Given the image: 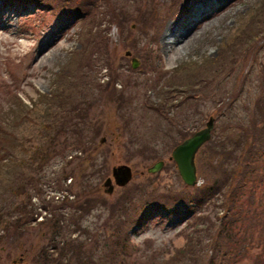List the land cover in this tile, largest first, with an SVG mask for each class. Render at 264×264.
<instances>
[{
    "label": "rangeland",
    "instance_id": "rangeland-1",
    "mask_svg": "<svg viewBox=\"0 0 264 264\" xmlns=\"http://www.w3.org/2000/svg\"><path fill=\"white\" fill-rule=\"evenodd\" d=\"M191 1L0 0V128L13 133L10 98L31 105L40 94H52L60 74L66 77L61 83L69 101L81 97L89 102L87 114L76 112L82 118L75 124L79 130L67 138L60 128L49 132L51 154L41 168L26 167L14 176L1 169L0 218L6 226L0 224V264H40L52 235L51 224L46 226L51 218H63L59 231L80 244V256L89 257L92 264H109L101 258L104 240L119 231L113 223L120 221L124 209L131 211L132 264H193L188 246L195 252L207 248L210 255L209 244L216 242L212 235L223 212L220 192L191 202L184 216L179 211L168 216L149 206L142 212V223L134 225L149 200L170 208L186 204L183 200L178 205L177 199L212 184L220 177L224 159L235 168L243 149L259 143L264 134V0H226L216 17H205L191 31L200 32V25L221 18L175 58L162 50L160 40ZM89 34L97 38L87 46ZM209 119L211 138L194 159L197 182L187 186L171 152ZM20 134L21 129L16 130ZM80 139L91 144L87 152L70 146ZM64 148L61 156L54 153ZM158 161L162 168L148 173ZM121 165L130 167L131 177L117 185L111 170ZM107 178L110 193V186H104ZM81 191L97 198V204L79 212L61 208L58 201L66 195L74 200L75 192L84 202ZM250 201L240 225L253 245L236 264L264 260V247L256 242L262 238L260 224L253 220L264 218V184ZM27 218L30 222L19 227ZM75 218L80 230L71 224ZM205 220L212 221L214 229L206 230L201 224ZM261 231L264 234V228Z\"/></svg>",
    "mask_w": 264,
    "mask_h": 264
},
{
    "label": "trees",
    "instance_id": "trees-1",
    "mask_svg": "<svg viewBox=\"0 0 264 264\" xmlns=\"http://www.w3.org/2000/svg\"><path fill=\"white\" fill-rule=\"evenodd\" d=\"M36 1L37 0H35V2ZM96 38L97 37H91V34H89L87 46L91 45V42H95ZM94 45L95 47L99 46L98 42L94 43ZM75 55L76 54H74V57H76ZM64 78L66 77L60 74L59 81L52 94H40L31 105H26L18 98H10L14 113L9 114V116L11 120L13 118L12 125L14 130H12L13 133H9L0 128V181L2 173L4 174V171H1V169H6L7 173L14 176L15 172H22L26 167L36 166L37 168H41L43 163L47 160V157L51 154L50 145L52 144V139L49 137L51 134H49V132L56 131L60 128V131H65L64 134L67 138L73 131H76L77 129L79 130L75 124H78L79 120L82 118L76 117V112H78L79 115H81V113L87 114L88 108H86L87 106L85 103L89 102L82 101L83 98L81 97L79 98L81 100L79 101L78 99L76 103H73L71 100L69 101L67 91L65 88H62L63 84L61 82L64 81ZM83 80L84 78L81 79V81ZM65 108H69L70 110L65 111ZM75 119H77V121L73 122ZM69 123L71 126H67L70 125ZM171 126H176V124L171 123ZM15 129H21L22 135H16ZM45 130L48 132H46L47 134H45L44 140H42L41 135L45 133ZM177 130L180 133L182 132L179 128ZM31 131H33V133L27 134ZM79 133H81V131ZM258 141L259 143L252 146L248 145L243 149L242 155L239 157L238 162H236L237 165L235 168H233L232 164L227 166L228 159V161L225 159L223 160L226 163H222V169L219 171L220 177L222 176L221 179L220 177L214 178L213 182H210L212 184H202L195 187L192 194L177 199L180 201L178 205L183 200V202H187L186 204L182 202L183 204L181 206L170 208L165 207L164 203H160L158 200H149L148 203L143 205L139 210V217L136 218L134 225H140L142 223V220L145 218V216L143 217L142 212L149 206H151V210L154 212L162 209L168 216H171V214L173 215V212L179 211L180 216H184L189 211L188 206L191 202L210 198L215 193L220 192L222 193L223 198L219 205L223 212L218 217L219 222H217L216 233L212 235V237L216 238V242L213 239L211 240V244H209L210 255H207V248L204 250L202 248L198 249L196 251L198 253H196L192 246H188L189 249L187 254L191 257L193 264H236L246 256V254H243V251H245V249L248 250L249 247L253 245L252 240L241 232L240 223L242 220L246 219L244 217L245 207L251 203V199L253 201L256 190L261 188L264 184V166H260L261 158L264 156V134H262ZM239 145L244 146L242 142H240ZM70 146H78L81 149L91 148L90 143L88 145L86 141L81 139L79 141L73 140ZM66 147L67 145H65V148ZM65 148L59 151H54V153L59 152L55 154L61 156L65 153ZM88 150L89 149H86L84 152H87ZM4 160L5 163L2 162ZM14 181L15 180H11L12 183ZM81 192L84 194V202L81 198L78 199L80 192L78 195L77 192H75L74 200H70L68 195H66L62 198V201H58L61 202V208H74L76 212H79L82 210L84 211L85 206L92 203L94 205L97 204V198L88 197L87 193L85 194V192ZM16 193H20L19 195L21 196L22 191L19 192V190H17ZM69 193H71V191H69ZM15 208L16 211H20L27 215V211L22 210L20 206H15ZM130 213L131 211L129 209H124L122 211V214H120V221L117 222L118 220H116L113 223V228L119 229V231L114 232L110 238L106 237L104 240L105 253L101 258L109 264H132V260L136 262V260L131 258L133 248L130 247V237L128 235V227L132 224V218L128 216ZM51 219L47 222L46 226L51 224L48 227L49 229L53 228L52 235L51 238L49 236L48 245H45L47 250L46 253L41 256L40 264H53V262L54 264H87V262H89L88 259L90 258L87 257V259L84 255L80 256L81 252L77 250V247H79L80 244L73 242L74 239H70V236L68 239L63 238L65 234L59 231L62 227L63 218ZM253 220L260 224L258 234L262 235V238L256 242L264 247V234L261 231L264 228V218L258 216L254 217ZM29 222L30 220L27 218V220L22 221L18 226L20 227ZM0 224L6 226V223L1 218ZM71 224L75 226V229H81L78 218H75ZM201 224L202 226L204 225L203 227L206 230L214 229L215 227L213 222L209 220H205L204 222H201ZM239 237L241 238L239 239ZM57 238L58 240H56ZM65 246L67 247L66 249L64 248ZM181 253L183 254L182 251ZM55 256L58 260L56 259L53 261V257ZM59 259H61L62 263L59 262ZM98 260H100V258ZM89 264H92V262L90 261ZM94 264L106 263L101 260L98 263L94 261ZM262 264H264V260L262 261Z\"/></svg>",
    "mask_w": 264,
    "mask_h": 264
},
{
    "label": "bare ground",
    "instance_id": "bare-ground-1",
    "mask_svg": "<svg viewBox=\"0 0 264 264\" xmlns=\"http://www.w3.org/2000/svg\"><path fill=\"white\" fill-rule=\"evenodd\" d=\"M225 1L226 0L191 1L188 6L186 5V10L184 9L181 13L183 14L181 19L174 20L168 24L165 35L163 34L164 37L162 35L160 40L162 50L173 54L175 58L181 57L196 41L199 34L220 19L221 16L212 22H205L200 25V32H192V27L209 15L216 17L219 13L220 5ZM169 19H171V17Z\"/></svg>",
    "mask_w": 264,
    "mask_h": 264
},
{
    "label": "water",
    "instance_id": "water-1",
    "mask_svg": "<svg viewBox=\"0 0 264 264\" xmlns=\"http://www.w3.org/2000/svg\"><path fill=\"white\" fill-rule=\"evenodd\" d=\"M133 68L137 67L136 60L132 64ZM213 130V119H209L203 129H200L193 133L191 136L185 138L182 142L176 145L172 152L170 159L174 160L178 173L187 186L195 185L196 178V166H195V154L198 149L211 138V132ZM163 166L162 161L150 166L147 169L148 173H154L159 171ZM111 177L117 185L126 184L131 177V169L126 165L113 167L111 170ZM111 178L105 180L104 186H110ZM112 187L110 186L107 192L110 193Z\"/></svg>",
    "mask_w": 264,
    "mask_h": 264
}]
</instances>
